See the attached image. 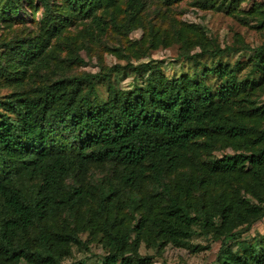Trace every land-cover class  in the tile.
I'll return each mask as SVG.
<instances>
[{"label":"trees","instance_id":"trees-1","mask_svg":"<svg viewBox=\"0 0 264 264\" xmlns=\"http://www.w3.org/2000/svg\"><path fill=\"white\" fill-rule=\"evenodd\" d=\"M3 1V17L13 18L22 7V3ZM36 1L42 11L39 22L47 36H56L74 18L87 17L97 34L102 32V23L93 13L95 0H63L60 10L54 0ZM145 4V0H124L123 12L129 24ZM5 9L9 15L4 14ZM45 42L36 43L27 37L1 41L7 52L0 73L10 65L20 70L19 75L27 68L37 72L50 58ZM244 48L252 52L251 63L264 80V44ZM229 50L234 49L225 46L206 52L221 55ZM149 68L148 62L130 67L134 72ZM213 73L221 80L213 91L187 75L166 81L151 71L143 85L132 90L116 91L107 81V97L99 101L94 80L107 78L105 71L54 80L37 88L30 97L19 95L0 101L3 258L11 264L21 260L59 264L60 249L80 240L73 228L48 232L49 221L58 212L74 211L94 195V213L106 233L101 264H151L150 256L137 252L142 238L190 253L207 248L192 243L195 235L220 241L215 264H264V240L240 239L243 231L264 216V128L256 129L234 115L235 110L244 109L264 114V104H243L245 86L236 82L231 66L219 65ZM251 131L252 142L258 147L249 153L221 154L208 159L195 172L184 171L170 186L164 182L167 173L192 156L201 135L215 133L234 139ZM103 163L116 168L123 185L130 187L148 170L166 200L159 215H146L129 229L110 231L115 220L107 213L112 208L114 186L93 185L92 192L81 183H64L70 176L83 174L89 165ZM244 175L248 176L254 201L242 194L247 190L242 182ZM144 208L150 210L148 204ZM32 227L35 245L30 247L23 236ZM227 238L236 242L235 249L226 245Z\"/></svg>","mask_w":264,"mask_h":264},{"label":"rangeland","instance_id":"rangeland-1","mask_svg":"<svg viewBox=\"0 0 264 264\" xmlns=\"http://www.w3.org/2000/svg\"><path fill=\"white\" fill-rule=\"evenodd\" d=\"M12 1L22 3V7L13 18L0 15V42L12 37H27L40 44L46 41L45 51L50 52V58L37 72L27 68L19 75L20 70L15 66L4 68L0 73V101L19 95L30 97L37 88L54 80L105 71H108L107 78L94 80L99 101L107 97V81L116 91L132 90L141 87L151 71L166 81L187 75L190 80L200 81L213 91L221 83L213 69L227 64L234 69L236 82L245 86L241 95L247 101L243 100V104H264V80L260 79L251 63L252 52L244 48L264 44V0H145L146 4L130 24L123 12L124 0H95L97 4L93 13L102 23L101 34H97V29L87 17L84 20L74 18L56 36H47L42 29L39 22L42 11L36 0ZM54 1L56 7L62 9L63 0ZM4 14L9 15L7 9ZM225 46L234 50L221 55L206 52ZM202 49L206 50L202 52ZM6 52L0 45V68L5 64ZM146 62L149 69L139 72L130 69ZM234 115L256 129L264 128V114L244 109L235 110ZM253 137L252 131L234 139L215 133L201 135L192 148V156L167 173L164 182L170 186L184 171L195 172L208 159L221 154L249 153L258 147L252 142ZM116 170L108 163L91 164L83 174L70 176L64 183H81L90 187L92 192L93 185L114 186L110 195L112 208L107 213L115 220L110 231L129 229L146 215H159L166 200L160 192V184L152 179L150 172L145 171L135 180V186L130 187L123 185ZM242 182L247 185L246 192L242 194L254 201L247 175ZM95 204L94 195L92 198L88 196L74 211L58 212L49 221L48 232H68L73 228L80 240L79 244H67L60 249L57 254L59 264H101V257L106 252L103 245L106 233L102 230L101 219L94 213ZM147 204L149 211L144 208ZM34 232L32 227L23 236L30 247L35 245ZM240 239L264 240V216L243 231ZM147 240L142 238L138 242L137 252L140 256H150L151 264H215L220 242L195 235L192 243L207 245V248L190 253L167 243L155 245L149 238ZM225 243L232 249L236 247L232 239H225ZM0 264L11 263L0 253ZM18 264L28 263L21 260Z\"/></svg>","mask_w":264,"mask_h":264}]
</instances>
